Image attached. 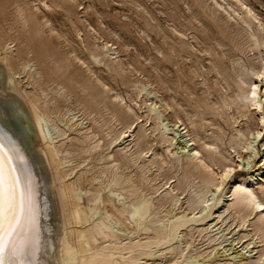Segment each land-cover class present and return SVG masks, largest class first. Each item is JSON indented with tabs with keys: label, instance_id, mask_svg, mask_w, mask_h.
<instances>
[{
	"label": "rangeland",
	"instance_id": "1",
	"mask_svg": "<svg viewBox=\"0 0 264 264\" xmlns=\"http://www.w3.org/2000/svg\"><path fill=\"white\" fill-rule=\"evenodd\" d=\"M216 1L223 5L222 10L220 6L214 4ZM243 1L251 6L264 22V0ZM228 3L234 4L235 8L244 14L245 9L234 0H0V23H3L1 24L4 28L6 27L5 29L13 28L17 33H21V38L11 46L16 43L18 47L25 50L26 45L30 44L32 50L29 49L27 58L38 54L44 59V49L56 53L57 57L63 60L67 59L71 64L67 71L68 74L85 75L86 72V75L88 73L96 79H105L108 91L104 93L106 102L109 101V104L114 105L119 102L124 105L126 118H114L110 124L105 120L108 117L107 112L101 111L99 108L102 105L97 106L94 100H89L94 109L90 113V110L87 111L77 101L82 94L77 90L70 89L65 78L60 77V73L56 72L55 64L50 59L39 63L36 60L31 61L34 65L32 71H39L38 74L29 76L18 68V74L15 75L17 86L24 88L29 94L35 93L40 101L51 110L54 109V106L59 105L60 112H53L52 119L44 121L45 127L49 134L55 136L60 131H65V134L58 139L65 141L62 149L65 152L70 151L72 154L69 157L70 164L68 163V167H66V169L73 168V174L69 178L74 181L79 177L83 190L88 191L89 195L100 191L99 202L102 208L108 204L106 201L108 197H111L118 207L125 206L130 209L131 204L139 198L150 197L154 199V203L162 199L166 195V190H169V188L165 190L169 185L163 184L167 178H172L170 183L175 186L184 177L181 166L187 167V154H190L196 147V145L189 144L191 141L188 142L191 136L195 138L198 145L204 141L213 142L219 146L218 151L220 150L228 156L227 152L231 151L230 142L238 134V130L230 116L231 111L235 112V105H232L231 110H228L224 107L222 98L231 92L235 83L230 78L229 82L232 86L230 89L223 76L233 71L231 69L233 65L260 63L257 49L251 47V43L245 36L241 17L233 12ZM18 6L26 9L29 14H36L38 22L41 24L38 33L36 31L38 25L34 20L25 27H21V23L18 21V8H16ZM37 6L40 8L39 10ZM215 8H218V11H215ZM228 12L232 16H229ZM50 29H53L52 33ZM251 29L257 32L254 24L251 25ZM102 42L110 45V52L115 53L108 55V50L102 48ZM35 43L37 44L35 45ZM221 43L224 45L222 46ZM92 54H97L100 62H95ZM231 58L233 61L235 60V63ZM81 59L90 63L92 71L87 70V65L81 63ZM46 63L50 69L45 65ZM43 69H46L47 72H44ZM217 70L221 74L217 73ZM48 71L50 77L47 75ZM142 85L145 86V90L139 94L140 90L137 86L141 87ZM260 86H263L261 95H264V80L260 82ZM102 89L103 87L98 88L100 92ZM10 93H13L10 89L1 91L5 98H9ZM116 94L120 96L118 101L114 98ZM162 99L164 102L161 101ZM228 101L230 100L228 99ZM214 103H217L216 107L221 111V117L215 112L217 116L215 118L207 115V118H203L204 120L200 119L204 109L212 108ZM149 104L153 105L152 109L155 108V110L151 117L147 118V114L150 113ZM167 104H170L171 107ZM116 108H119V105H116ZM260 111L264 114V101ZM193 112L194 114H190ZM154 114L160 118L163 130L174 138L170 148L171 154L166 151L165 144L162 145L159 132L154 131L156 122ZM253 114L255 117L248 113V116L239 120V127L245 128V121H248L253 132L248 136L249 148L243 152L246 159H236L240 160L242 166L234 176L230 177L227 182L229 185L235 179H239V172L247 177L248 175L264 176V132L261 138H255L256 128L260 127L258 124L260 113ZM197 115L198 117H196ZM181 119L186 123L191 135L186 129H183ZM191 120L194 121L193 124ZM175 122L177 125L174 127ZM126 125H134L131 130L136 135L135 139L138 145L134 146L132 143L131 147L135 148L133 147L129 152L124 149V146L128 144L127 140H130L131 137L124 138V135H121L123 139L121 136L117 137L118 131ZM139 148L144 150V154L138 161H135L134 156ZM155 152H160L165 158L169 155L170 159L179 160V167L176 168L178 170L173 171L170 169V164H165L161 170L163 173L155 175L156 167L151 165V161L157 158L156 160L161 162L162 159L160 155H157L159 158L154 155ZM142 164L146 166L142 167ZM148 166L152 169L148 170ZM213 167L217 168L215 165ZM153 175L157 180H152ZM116 180H122V183L116 185ZM159 184L162 188L159 192H155L156 188L160 187ZM191 184V188L187 184H183L185 189L183 194H180L181 190H178L181 199L178 201L176 211L169 213L172 206L170 202H166L162 210L154 207L149 218L157 220L164 215L171 217L182 212L192 216L191 211L188 210V201L200 188L201 179L197 174L192 178ZM127 188L135 190L134 195L131 196L127 193ZM211 188L213 190L207 194V202H220L212 208V212L215 214L209 217L210 220H207L204 226L203 222H194L196 228L182 230L175 246L178 249H185V252L190 253L188 255H191L194 260L205 261L207 264H216V262L217 264H256L258 261V264H264V242H259L253 229L257 219L256 215L249 214L247 223L242 225L240 219L245 211L238 213L237 209L239 208L233 206L234 201L224 194L226 189L219 192L216 187ZM256 189L261 198H264L258 186ZM176 193L177 191L174 192V194ZM109 208L108 206L107 209ZM200 209L194 213L199 215L202 211ZM102 210L104 211V209ZM218 215L221 216V219H218ZM112 222L114 224L117 222L116 227L123 237H127V234L132 230V227H128L122 221L119 222L116 216H113ZM197 224H202V226ZM202 229L206 230L200 234ZM142 237H146V235H142ZM159 249L161 248H155V254L146 257V260L143 259L142 262L158 264L163 260L167 261L166 264L176 263V260H169L175 254L169 253L170 251H166V249L164 251H159ZM165 251L167 255L164 258L160 254ZM237 252L242 255L236 256ZM242 257L248 259H242Z\"/></svg>",
	"mask_w": 264,
	"mask_h": 264
},
{
	"label": "bare ground",
	"instance_id": "2",
	"mask_svg": "<svg viewBox=\"0 0 264 264\" xmlns=\"http://www.w3.org/2000/svg\"><path fill=\"white\" fill-rule=\"evenodd\" d=\"M234 1L245 9L244 14H242L239 9L235 8L234 4L228 3L233 12L241 17L245 36L251 43V47L257 49L258 55H256L260 58V63H245L238 64L237 66L231 65V69L234 73L231 70L232 72H230V74L223 76V79L230 89L232 88L229 82L230 78L235 83L231 92L222 97L224 107L228 110H231L232 105H235V112L231 111L230 116L231 119H233V123L237 125L238 134H236L232 142H230L231 145L229 147L231 151H228V156H226V153L223 154L220 150L218 151L219 146H216L213 142L204 141L202 144L198 145L195 138L191 136L188 142L191 141L189 144L196 145V147L190 154H187V167L181 166L184 174L183 179L180 180L177 185L172 186L170 183V179L172 178H167V181L163 184H168L169 186L165 188V190L168 188L169 190H166V195L163 196L162 199L155 202V204L153 202L154 199L150 197L139 198L131 204V209L125 206L118 207L111 197L106 198L108 204L105 208H102L99 202L100 191H95L89 195L88 191L83 190L79 177L71 181L69 176L73 174V168L66 169V167H68V163L70 162L69 157L72 154L70 151L65 152L62 149L65 141L58 139L61 135L63 136L65 134V131H60L58 135L56 134L57 136L51 135L45 127L44 122L49 118L52 119L53 112H60L59 105L54 106V109L51 110L50 107L40 101V98L35 95L34 92L33 95L29 94L24 88L17 86L15 75L18 74V68L22 69L23 73L29 76L38 74L40 73L39 71H32L34 65L31 61L36 60L39 63L45 62V59H50L53 60L55 64L56 72L60 73V77L63 76V78H65L70 89L77 90L82 94L81 98H78L77 101L84 106L83 108L87 111L90 110V113H92L94 109L89 100H94L97 106L102 105V109L99 108L101 111L104 110V112H107L106 114H108V117L105 120L110 124L114 118H126L124 105L117 102L116 105H119V108H116V105L109 104V101L106 102L104 93L108 91L104 81L105 79H96L88 73L86 75V72L85 75H77L76 73L68 74L67 71L71 64L67 59L63 60L57 57L56 53L44 49V52L42 51L44 59L38 54H34L31 58H27L26 55L29 49L32 50L30 44H27L24 50L15 43L14 46L16 47L13 49L14 46H11V44L21 38V33H17L13 28L5 29L6 27H3V23H0V143L4 145L3 149H0V177L3 178L0 180V235H3L4 229H8L10 233L9 235H3V242L5 245L4 258L6 261L12 259L17 261V264H146L147 261L142 262L143 259L146 260V257L155 254V248H161L159 251H164L166 249V251H170L169 253L175 254L172 259H169L176 260L175 264H207L205 261L199 262L198 260H194L191 255H188L190 253L185 252V249H178L175 244L182 230L187 228L192 230L196 228V224H193L194 222H203L202 224L204 226L207 220H210L209 217L213 214L212 208L217 203H220L216 201H213V203L207 202V194L213 190L211 187H216L219 192L226 189L224 194L234 201L233 206L239 208L237 209L238 213L245 211L240 219L242 225L247 223L249 214L256 215L255 217H257V219L253 227L255 236L259 239V242H264V207H261V205H264V198H261L256 189V186H258L259 190L264 195V176L258 177L259 175H248L247 177L242 172H239L238 180L235 179L230 185L227 183L230 177L234 176V174L237 173L236 171H239L242 166L240 160L236 159H246L244 158L243 152L249 148L247 140L249 139L248 136L253 132L248 121H245V128L239 127L240 118L248 116V113L254 117L255 115L253 113H260L259 119L257 118L260 127L256 128L255 138H261L264 132V114L260 111L264 101V95H261L263 86H260V82L264 80V22L259 14H256L253 8L243 0ZM214 4L220 6L222 10L223 5L219 1H216ZM16 8H18V21L21 23V27H25L34 20L38 25L36 29L38 33L41 24L38 22L36 14L27 13L26 9L21 6ZM37 9L39 10L40 8L37 6ZM215 11H218V8H215ZM228 13L229 16H232L230 12ZM252 24H254L257 32L251 29ZM159 31L161 32V30ZM50 32L52 33L53 29H50ZM213 36L215 37V35ZM103 43L104 42H102V48L108 50V55H113L115 52H110V45ZM36 44L37 43H35V45ZM39 44L38 46H40ZM37 50L39 49L37 48ZM233 57L235 58V56ZM92 58L95 59V62H100L97 54H92ZM231 59L233 61V58ZM81 63L87 65L86 68L89 72L92 71L90 63L86 62V60ZM47 64L48 63L45 65ZM48 68L50 69V66ZM46 69H43L44 72H47ZM52 70L54 69L52 68ZM216 72L221 74L219 70ZM47 75L50 77V72L49 74L47 73ZM99 87H103L101 92L98 90ZM137 88L140 90L139 94L145 90V86L143 85L141 87L137 86ZM2 89H10L13 93H10L9 98H5L4 95L1 94ZM119 97L120 96L116 94L114 98L118 101ZM228 99L230 101H228ZM161 101H163V99ZM167 105L171 107L170 104ZM127 106L126 108H128ZM150 106L149 111L151 114L148 113L147 118H150L153 110H155V108L152 109L153 105L151 108ZM216 106L217 103H214L212 108H205L200 119L207 118V115L215 118L217 117L215 112L220 116L222 113ZM190 114H194V112ZM154 115L156 116L154 131L159 132L162 145L165 144L166 151L171 154L172 150L170 148L174 138L170 137L171 135L169 136V133L163 130V124L160 118L156 114ZM198 115L196 117H198ZM175 116H177L176 113ZM181 122V125L184 127L183 129H186L189 135H191L190 131L187 129L186 123L182 119ZM191 123L193 124L194 121L191 120ZM134 124L136 123L134 122ZM112 125L114 124L112 123ZM175 125H177V122L173 124L174 127ZM201 125L203 124L201 123ZM132 126L126 125L122 129L119 128V131L117 130V137L121 135H124V138L131 137L130 140H127L128 144L124 146V149L128 152L131 151L134 146H138L135 139L136 135L131 130ZM151 133L154 132L151 131ZM122 136L121 138L123 139ZM132 143L134 144L133 147H131ZM183 147L184 146H182V148ZM147 152L145 153L146 155ZM143 154L144 150L139 148L134 156L135 161H138ZM154 155H160L162 158L161 162L157 161V158L151 161V165L156 167V174L154 171L153 174L157 176L160 175L159 173L165 164H170V169L173 171L179 167V160L170 159L169 155V160H167L168 157L165 158L160 152H155ZM131 156L133 157V155ZM8 157H11V159L9 160ZM19 157H23V159L21 160ZM157 157L159 158V156ZM214 165L217 167L216 169L213 167ZM144 166L146 165L142 164V167ZM151 169L152 168L148 166V170ZM195 174L200 177L201 185L199 186V190L195 191L192 198L188 201V210L191 211L192 216L182 212L171 217L164 215V217L162 216V218L157 220L149 218L154 207L162 210L166 202H170L172 206L169 213L176 211L178 201L181 199L180 195H178V190H181L180 194L184 193V183L191 188L192 178ZM154 179L157 180L155 176L152 180ZM121 181L122 180H116L115 184L118 185L122 183ZM161 188L162 186L157 187L155 192H159ZM126 190L131 196L134 195L135 190L130 188ZM176 191L177 193L174 194ZM161 192L163 193V191ZM108 206L110 207L109 209H107ZM102 209H104V211ZM197 209H200V211L202 210L199 215L194 213ZM113 216H116L119 222L122 221L128 227H132L127 237H123L122 234L118 232L116 227L117 222H115V224L112 222ZM17 217L19 218L18 224L16 222ZM218 217V219H221V216L218 215ZM9 224L13 227L8 228ZM202 224L197 225L202 226ZM205 230L206 229H202L200 234L204 233ZM142 235H146V237H142ZM250 242L252 243V241ZM166 251L160 254V256L163 255L165 258L167 255ZM239 255L242 254L237 252L236 256ZM242 259L248 258L242 257ZM166 262L167 261L164 262L162 260L158 264H166ZM258 263L259 261L256 262V264Z\"/></svg>",
	"mask_w": 264,
	"mask_h": 264
},
{
	"label": "snow or ice",
	"instance_id": "3",
	"mask_svg": "<svg viewBox=\"0 0 264 264\" xmlns=\"http://www.w3.org/2000/svg\"><path fill=\"white\" fill-rule=\"evenodd\" d=\"M6 135V134H4ZM14 146V145H13ZM4 145L3 143H0V149H3ZM21 160L23 159V157H19ZM8 159L10 160L11 157H8ZM3 178L0 177V180H2ZM18 179V178H17ZM261 207H264V205H261ZM16 222L17 224L19 223V218H16ZM13 226L11 224L8 225V228H12ZM10 233L8 232V229H4L3 230V235H9ZM3 235H0V264H17V261H14L12 259L9 260H5L4 258V250H5V245L3 242Z\"/></svg>",
	"mask_w": 264,
	"mask_h": 264
}]
</instances>
